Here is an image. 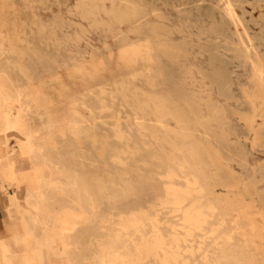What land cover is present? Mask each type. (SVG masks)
Returning a JSON list of instances; mask_svg holds the SVG:
<instances>
[{"label": "rangeland", "instance_id": "374dc122", "mask_svg": "<svg viewBox=\"0 0 264 264\" xmlns=\"http://www.w3.org/2000/svg\"><path fill=\"white\" fill-rule=\"evenodd\" d=\"M230 1L0 0L2 91L20 92L23 106L29 96L26 128L52 140L48 158L75 180V194L46 192L45 205L86 219L66 237L67 258L43 264L107 263L105 249L123 253L152 227L174 247V264H264V106L252 69L264 77V0H236V24ZM72 121L76 134L56 131ZM23 139L0 135L5 150ZM3 185L4 198L28 208L24 184ZM193 207L201 223L189 232L182 211ZM2 211L9 264H25L34 243L15 244L17 212Z\"/></svg>", "mask_w": 264, "mask_h": 264}, {"label": "bare ground", "instance_id": "6f19581e", "mask_svg": "<svg viewBox=\"0 0 264 264\" xmlns=\"http://www.w3.org/2000/svg\"><path fill=\"white\" fill-rule=\"evenodd\" d=\"M257 1L260 2V0ZM235 3L236 0H233L226 5V12L233 24H236L237 21L233 12V6H235ZM247 38L248 37H246V39ZM241 43L243 44V40H241ZM244 51L247 55H249L250 51L248 49H245ZM130 54H135V50H132ZM259 66L261 69H264L263 62H261V65ZM252 69L254 70L256 85L258 87L255 98L260 105L264 106V77L257 74V70L253 64ZM20 96V92L16 93L15 96L6 91L3 92L0 85V121L6 122L2 125L0 124V135L2 133L6 135L7 133L13 131H17L24 135L23 140H17L14 146L10 148L8 146V150H5V142H1L0 140L1 187L3 189L4 183H7L8 185L16 184L17 186L20 184L25 185V201L28 205L27 209H23L24 211L19 210L20 204L17 197L14 195H10L9 199L5 203L8 216L11 209L16 210L23 233L22 235L15 234V236L12 237V241L15 244L22 243L27 245L30 240H32L35 249L32 252L31 258H33V260L38 264H43L48 257L53 256L59 258L62 256L64 259L67 258L66 256L68 255V250L71 249L72 244L67 241L66 237L74 231L76 225L75 220L79 216L69 209L64 212L63 218L58 217L46 207L45 203L47 199L45 193L50 191L53 193L75 194V190L71 185L75 182V180L66 177L63 169L58 165V163L53 162L48 158L46 148L52 145V140L48 138L45 141L42 137L36 141L34 136L35 131H30L26 128L24 113L30 108L29 96L23 94L24 99L28 101V104L24 106L20 105ZM2 106L5 109H2ZM11 109L16 111L15 116H11ZM67 124L68 127L65 125L62 128H56L55 126L56 131L60 134H64L66 131H71L72 134H76L77 128H75V124H77V122L72 121L67 122ZM117 137L118 139L121 138L119 134ZM37 159L40 161L38 166L33 163V161ZM19 160H26L29 162L31 166L29 172L20 173L17 171L15 166ZM179 166L180 164L178 165V168H182ZM45 169L51 172V176L48 179H45L42 175V172ZM171 175L173 174L168 173L167 177H170ZM195 184L196 183H194V185ZM167 191L172 193L173 196L178 194V192H174V189L172 188ZM180 193L182 196L185 195V191ZM176 201H179V199L176 198ZM78 219L83 222L86 221L85 217L82 216ZM134 219L135 218H131L129 220L130 222L128 223V227L130 230L137 233L143 227L138 221H136V219L134 221ZM182 219L189 232L195 231L199 229V225L201 223V213L195 207L184 209L182 211ZM37 227L40 229L41 234L38 237H34V230H36ZM152 231L153 232L150 236L140 235L139 241L134 242L131 248L127 244L126 247L123 248V253H119L113 248V246L109 249H105L103 257L107 258V263L104 261V264H140L147 257H154L156 259L159 258L157 264H174L175 254L172 252L174 247H170L166 244L164 238L154 227H152ZM188 235L190 234H186V236ZM116 238L119 241L118 235ZM183 241L185 240L183 239ZM175 242V246L177 248V238H174V243ZM158 253H160V256H158ZM11 258L12 256L9 252V248L4 247L0 240V261L4 264H9ZM31 258H23V260H25V264H31V261H29ZM208 259L209 258L206 256L202 258L203 264H217L215 262H207ZM97 260L99 261V264H102L101 258H97Z\"/></svg>", "mask_w": 264, "mask_h": 264}, {"label": "crops", "instance_id": "0c3cea01", "mask_svg": "<svg viewBox=\"0 0 264 264\" xmlns=\"http://www.w3.org/2000/svg\"><path fill=\"white\" fill-rule=\"evenodd\" d=\"M0 189H2V187H1V179H0ZM10 195L11 194H9V197H10ZM7 200L8 199L4 198V196H2V194L0 193V240H1V243H2V245L4 247H8L9 248V245L7 243V241H8L7 239H8V236H9L10 233L8 234V232L6 230L7 229L6 225L8 223L6 222L7 221L6 218H4L2 216V212H3L2 211V207L4 206V208H5V203H6ZM8 218H11V210H10V214H9ZM15 234H20V233L14 232V233H12V237L15 236ZM12 237H11V240L13 239ZM0 264H4V263L2 261H0Z\"/></svg>", "mask_w": 264, "mask_h": 264}]
</instances>
